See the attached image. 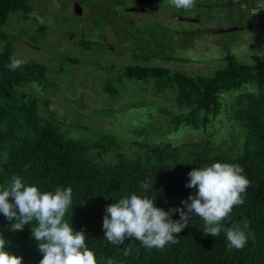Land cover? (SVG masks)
Returning <instances> with one entry per match:
<instances>
[{"label":"trees","instance_id":"trees-1","mask_svg":"<svg viewBox=\"0 0 264 264\" xmlns=\"http://www.w3.org/2000/svg\"><path fill=\"white\" fill-rule=\"evenodd\" d=\"M32 1L0 0V26L7 22L9 14L27 18ZM240 26L226 28L225 32ZM172 31L198 34L195 28ZM0 39L4 41L0 50V188L10 183L13 175L41 192L70 186L72 203L65 220L74 231L84 230L86 244L98 264H106L109 257L114 264H264V63L238 61L229 46L221 45L224 66L205 75L144 65L150 59L186 62L188 58L181 55L147 48L145 44L127 49L136 62L126 65L115 78L141 82L145 89L149 84L156 94L169 92L173 110L157 109L161 116L170 115L167 127L202 133L177 145L139 144L132 153L123 151L120 142L107 134L85 140L65 135L61 129L64 124L50 100L19 88L22 83H34L41 92L55 88L56 83L46 77L45 64L26 59L21 68L9 70L5 65L12 59V45L2 34ZM77 43L89 48L95 42L80 39ZM111 83L105 79L103 88L115 95ZM242 85L246 88L229 106V118L240 140L236 146L220 148L209 138L217 131L213 122L221 114L222 96ZM134 131L147 135L144 128ZM153 131L159 133L157 129ZM215 162L242 166V174L250 181L242 194L244 204L234 206L230 219L221 222L224 227L248 222L247 232L252 236L242 250H228L223 231L217 237L205 235L204 222L198 216H193L176 236L178 243H168L162 250L147 249L134 238L126 239L119 247L106 240L102 224L107 205L135 192L155 199V206L165 211L184 207L181 201L196 191L185 186L187 174L192 168ZM140 181H150L152 188L142 190ZM172 219L178 220L179 212L173 213ZM12 223L0 213V237L6 241L5 250L21 257L22 264H39L43 254L38 244L29 241L32 224L13 231ZM131 243V254L124 256V246Z\"/></svg>","mask_w":264,"mask_h":264},{"label":"rangeland","instance_id":"rangeland-1","mask_svg":"<svg viewBox=\"0 0 264 264\" xmlns=\"http://www.w3.org/2000/svg\"><path fill=\"white\" fill-rule=\"evenodd\" d=\"M256 5L253 12L221 14L214 9V0H196L190 10L177 9L169 0H33L27 18L9 14L0 34L12 45L11 58L45 64L46 77L56 83L55 88L41 92L34 83L19 88L50 100L65 135L85 140L107 134L120 142L123 151L135 153L139 144L177 145L202 133L167 127L170 115L161 116L157 109L173 110L169 92L156 94L149 84L145 89L141 82L115 78L136 62L127 49L145 44L181 55L188 60L150 59L144 65L205 75L224 66L221 45L229 46L238 61L264 63V0H256ZM238 25L241 29L225 32ZM191 28L198 34L172 31ZM80 39L95 43L84 48L77 43ZM3 46L0 39V50ZM105 79L112 81L115 95L103 88ZM244 88L222 96L221 114L213 122L217 131L209 134L210 142L220 148L236 146L240 140L229 106ZM140 128L147 135L134 131ZM31 233L32 228L29 241L39 244Z\"/></svg>","mask_w":264,"mask_h":264},{"label":"clouds","instance_id":"clouds-1","mask_svg":"<svg viewBox=\"0 0 264 264\" xmlns=\"http://www.w3.org/2000/svg\"><path fill=\"white\" fill-rule=\"evenodd\" d=\"M195 2L169 0L170 5L185 10L192 9ZM25 63L23 59L12 58L5 67L15 71ZM243 172L242 166L227 162L192 168L185 186L196 191L181 201L184 207L167 211L156 207L155 199L147 195L134 192L125 196L106 206L102 224L105 238L117 247L126 239L134 238L147 249L162 250L168 243H178L176 236L188 226L193 216H198L204 222L202 230L205 235L217 237L223 231L228 250H242L252 236L247 232L248 222L234 223L231 227H224L221 222L230 219L234 206L245 202L242 194L250 181ZM152 185L150 181H140L144 191ZM71 203L70 186L57 187L54 192H41L37 186L23 183L19 175H13L11 182L0 188V213L7 220L14 221L11 229L23 230L24 225L32 224L31 234L40 242L38 250L43 254L39 264H98L94 252L86 244L84 230L74 231L65 220ZM176 212H179V219L173 220L172 214ZM5 244V239L0 237V264H22V258L6 251ZM131 252L132 243L124 246V256ZM106 264H114V261L109 257Z\"/></svg>","mask_w":264,"mask_h":264},{"label":"crops","instance_id":"crops-1","mask_svg":"<svg viewBox=\"0 0 264 264\" xmlns=\"http://www.w3.org/2000/svg\"><path fill=\"white\" fill-rule=\"evenodd\" d=\"M214 1L217 2V6L214 7V9H217L216 11H220L221 14L230 13V12L232 13L241 12L243 10L253 12V10H255V7H257L256 0H214Z\"/></svg>","mask_w":264,"mask_h":264}]
</instances>
